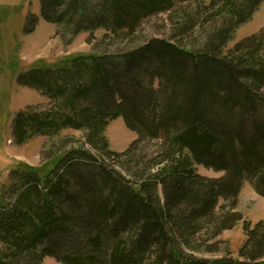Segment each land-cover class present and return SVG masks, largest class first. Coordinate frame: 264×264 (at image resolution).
I'll use <instances>...</instances> for the list:
<instances>
[{"label": "trees", "instance_id": "16d2710c", "mask_svg": "<svg viewBox=\"0 0 264 264\" xmlns=\"http://www.w3.org/2000/svg\"><path fill=\"white\" fill-rule=\"evenodd\" d=\"M187 1L195 12L178 7ZM262 2L41 0L65 43L85 33L101 48L34 64L21 78L47 103L17 113V143L66 129L82 138L65 136L43 163L11 172L0 264H264V220L244 221L238 258L200 256L219 252L223 232L244 220V182L264 197V29L225 51ZM168 12L179 33L198 18L201 48L136 43L145 19ZM120 116L136 138L115 152L106 129Z\"/></svg>", "mask_w": 264, "mask_h": 264}, {"label": "rangeland", "instance_id": "374dc122", "mask_svg": "<svg viewBox=\"0 0 264 264\" xmlns=\"http://www.w3.org/2000/svg\"><path fill=\"white\" fill-rule=\"evenodd\" d=\"M192 1L179 5L190 13L195 12ZM173 13H161L145 19L137 34L136 43L151 37L172 39L183 47L199 49L204 44L205 30L201 29L198 18L189 31L179 33L172 22ZM264 29V0L259 8L244 23L240 24L225 51ZM103 32H98L100 37ZM87 41V34L78 35L71 43H65L57 33V26L47 21L41 11V0H0V197L9 185L11 172L21 169L22 164L38 166L44 162V152L52 144L56 149L61 138L68 136L82 138V132L66 129L59 138L49 139L36 134L26 142L19 144L13 135V121L17 113L29 106H45L47 99L35 88L23 84L21 78L28 74L35 64L52 65L63 58L77 54L98 51ZM103 48V47H102ZM39 60H41L39 62ZM106 136L110 149L115 152L125 151L136 134L131 131L122 116L112 120ZM198 172L208 177H220L222 172L198 166ZM238 210L243 219L233 229L224 231L223 241L217 253H201L206 258L232 256L239 257V250L246 241L244 221L253 228L264 220V197L260 196L249 182H244L240 195ZM45 264H62L54 258L46 257Z\"/></svg>", "mask_w": 264, "mask_h": 264}]
</instances>
